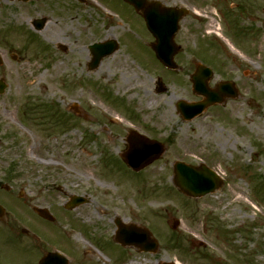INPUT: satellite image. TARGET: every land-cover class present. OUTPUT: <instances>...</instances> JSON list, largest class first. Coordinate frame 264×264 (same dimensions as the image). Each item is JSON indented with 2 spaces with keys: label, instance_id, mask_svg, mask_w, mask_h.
I'll use <instances>...</instances> for the list:
<instances>
[{
  "label": "rangeland",
  "instance_id": "obj_1",
  "mask_svg": "<svg viewBox=\"0 0 264 264\" xmlns=\"http://www.w3.org/2000/svg\"><path fill=\"white\" fill-rule=\"evenodd\" d=\"M162 1L168 5L193 8L198 15L200 12L207 22L186 17L181 24L180 37L186 39L187 44H209L207 29L221 22L224 8L232 11L228 2L235 0ZM252 1L261 5L258 23L262 31L258 43L264 45V0ZM14 9L27 10L19 7L15 0H0V57L3 60L0 79L7 84L5 92L0 94V200L7 205L8 213L5 223H0L1 230L7 226L3 232L0 231V239L3 240L7 264H38L45 252L54 249L69 257L70 264H93L98 258H101L100 264H162L163 261L264 264V154L256 155L254 148L249 147L239 132L240 127L231 125L235 119L255 118V111L235 114L233 111H220L216 118L205 116L203 122L211 120L206 129H211L216 136L214 139L201 136L204 148L194 146L190 155H184L183 143L186 141L175 139L165 157L146 170L132 176L106 175L99 170L104 164H100L102 159L97 156L98 147L86 144L82 131L74 130L71 133L75 136L73 140L57 141L47 137L42 127L37 126V121L28 123L29 116L22 115V111H30L28 107L35 103L44 104L39 111H53L55 108L66 111L80 100L83 108L86 97L94 107L103 111L107 109L110 113H114L115 105L104 100L106 87L99 92L94 89V84L91 87L86 84L73 86L76 82L53 75L55 55L52 44L56 38L53 25L38 33L31 28L29 16H15ZM112 12L121 15L119 17ZM83 13L91 25L92 34L96 30L104 32L107 29L108 38L113 34L115 37L126 36L129 33L127 28L132 31V36L141 37L145 26L122 0H89ZM241 21L244 24L249 22L244 15ZM222 27L225 33V25ZM99 37L93 35L91 40ZM248 42L249 39H236L243 51ZM133 44L138 48L142 45L136 41ZM214 49L219 50L217 47ZM261 49L264 50V46ZM124 52L122 49V59L119 60L128 62L132 71L135 68L151 85L159 71L151 65L139 67L133 58L127 54L124 56ZM180 96L178 88L169 87L168 92L141 97L139 101L151 111L146 100L157 97L156 106L159 102L164 109L174 111V106L167 101ZM130 107L135 108L136 104ZM169 111L165 115L175 122L169 124L162 116H155V134L166 137L174 125V129L183 136L188 126ZM260 120L264 124V116ZM87 151L96 154L90 158L91 163L88 162L93 170L88 168L85 172L88 177H85L79 171ZM179 159L192 164L206 163L223 176V186L200 199L185 196L172 182L173 163ZM122 168L121 172L131 174L124 165ZM6 183L12 187L11 191L1 187ZM59 186L67 193L87 192L93 197V202L69 213L64 207L68 195L59 191ZM20 191L23 198L19 196ZM35 206L48 208L56 216L54 224L37 218L32 210ZM117 217L150 228L160 241V249L151 253L134 247L119 248L114 240H111L112 246L109 239L116 236L114 221ZM172 217L181 221L178 230L171 229L168 223ZM81 221L92 234L89 235L91 241L83 239L79 232L69 234L70 239L61 238L62 233H68L71 227L80 228ZM221 225L225 230L219 235ZM23 228L29 230L30 236L22 233ZM177 238H180V244H173ZM198 241L205 242L206 247L198 248ZM86 242L98 245L102 251L98 253L89 247L96 257L92 261L83 257L88 253ZM191 248L195 253H188Z\"/></svg>",
  "mask_w": 264,
  "mask_h": 264
},
{
  "label": "flooded vegetation",
  "instance_id": "obj_2",
  "mask_svg": "<svg viewBox=\"0 0 264 264\" xmlns=\"http://www.w3.org/2000/svg\"><path fill=\"white\" fill-rule=\"evenodd\" d=\"M15 1L19 7L27 10L14 9V15L29 16V23L34 31L41 33L53 25L52 29L56 38L52 44L55 55L52 65L55 71L52 74H56L62 80L76 82L72 84L73 86L86 84L91 87L90 85L94 84V89L99 92L102 87H106L104 100L111 101L115 105L114 113H110L107 109L103 111L99 109L100 107H94L90 99L86 97L83 108L80 107L81 101L78 100L74 102L79 103L76 108L73 104L70 106L72 111H22V115L29 116L27 122L37 121V126L42 127L47 137L57 141H70L75 138L71 134L74 130L82 131L86 144L98 147L97 156L102 159L101 165L106 162L126 164L123 155L131 147L140 146V139L161 140L160 138H164L166 141L161 140L165 145L164 158L175 139L180 138L181 141H186L183 143L184 155H190L192 147L200 145L199 148H204L205 144L200 139L201 136L204 135L211 139L216 136L211 129H206L211 124V120L203 122L205 116L216 118L220 115V111H233L234 114L242 111H255V118L235 119L231 125L240 127L239 132L249 143V147L254 148L256 155L264 154V124L260 120L264 116V50L261 49L264 45L258 43V36L262 31L261 24L258 23L262 13L259 12L260 2L232 1L229 5L233 11L231 16L227 18L226 8H224V12L221 11V22L217 23L220 27L224 25L227 26L226 28L234 27L239 33L243 32L252 38L253 42L244 51L237 48L232 51L224 45L222 49L216 50L214 49L216 47L207 43L187 44L186 39L180 37L181 27L175 37L176 43L180 46L175 56L178 68L171 70L157 58L155 49L158 41L154 32L142 29L141 33L146 40L143 39L140 48L133 44V41H140L131 35V30L126 36H122L123 38L115 37L114 34L108 38L107 29L104 32L96 30L92 34L91 25L86 21L83 13L89 0ZM242 15L249 20L248 23L244 24L241 21ZM41 18L43 20L38 22ZM197 20L207 22L203 18ZM39 23H41L40 26H38ZM93 35L100 37L92 41ZM99 41H111L115 49L109 54L101 55L92 47ZM122 49L125 51L124 56L127 54L133 58L139 67L154 66L159 71V77L166 82L167 92L169 87L180 90V97L167 101L170 106H174V111H169V108L164 109L163 104L159 102L156 106L157 97L146 100L150 104L151 111L149 107L143 106L139 101L141 97L152 94L159 96L155 85L157 79L153 78L150 85L135 68H133L134 72L132 71L128 62L123 61L124 65L119 60ZM200 64L213 69V75L207 82V88L215 90L221 82H229V96L222 103L207 107L203 114L187 119L183 117V111H188L187 106L203 101L206 97L202 94L204 87L201 86L198 90L195 85ZM134 104L136 107L131 108L130 105ZM168 111L172 116H177L179 122L188 126L183 136L174 129V125H172L171 133H168L166 137L155 134L154 125L157 124L155 116H162V119L169 124L175 122L165 115ZM238 118L241 116L238 115ZM95 154L84 152V163L79 173L85 177H88L85 174L88 168L90 171L93 170L88 162ZM95 169L97 170V166ZM99 170L101 172L102 167ZM61 192L66 193L70 200L76 196H84L87 204L93 202V197L87 192L67 193L64 189H61ZM6 261L3 244L0 243V264H7Z\"/></svg>",
  "mask_w": 264,
  "mask_h": 264
},
{
  "label": "water",
  "instance_id": "obj_3",
  "mask_svg": "<svg viewBox=\"0 0 264 264\" xmlns=\"http://www.w3.org/2000/svg\"><path fill=\"white\" fill-rule=\"evenodd\" d=\"M130 3H132L138 11L143 12L145 19L147 20L148 26L152 28L154 25L155 27H159V22L162 19H166V21L169 23L170 26L166 25V28L171 31V35L174 36L175 32L178 29V21L179 19L185 14L184 10H178L176 8H161L162 4L157 1H151L148 2L147 0H126ZM155 7H152L154 6ZM151 10L155 12H151ZM165 15L166 17H160L159 15ZM95 51L97 53H100L101 55H104L106 53L111 52L109 48H105L104 45H94ZM106 50H109L106 52ZM166 60V59H162ZM166 62V61H165ZM168 66L173 67V65L170 62H166ZM5 88V84L0 83V91L3 92ZM206 94L209 97V101H207V104H211L215 102V100L212 99V95L214 92H206ZM216 100H220V98H217ZM205 106V105H204ZM200 109L203 108V106L200 104L198 105ZM199 109V110H200ZM202 111H195L194 114L200 113ZM151 151V152H150ZM161 152L160 149L157 148L154 144H150L147 146L146 149L137 148L134 152H132L130 160L131 165L139 170L146 165L153 162L156 158L159 157V154ZM176 178L175 182L178 187H180L185 193L194 196L199 197L202 195H205L209 192L214 191L218 187L221 186L222 180L221 178L212 170H210L205 165L201 167H193L190 165L178 163L176 164ZM37 212L49 219H53L47 210L45 209H36ZM3 214V210L0 206V217ZM179 221H174V228H177L179 226ZM133 232L128 231L123 224L120 225V231H119V237L118 239L125 244V242H128L130 244L138 245L141 249L146 251H156L159 247V243L156 239L151 237V233L144 228L135 227L133 226L132 230ZM130 232V233H129ZM40 264H68L67 260L63 257H61L59 254L56 253H49L44 259L40 261ZM163 264H174L172 262H164Z\"/></svg>",
  "mask_w": 264,
  "mask_h": 264
},
{
  "label": "bare ground",
  "instance_id": "obj_4",
  "mask_svg": "<svg viewBox=\"0 0 264 264\" xmlns=\"http://www.w3.org/2000/svg\"><path fill=\"white\" fill-rule=\"evenodd\" d=\"M87 252H88L87 255H85V258L86 259L92 260V259H95L96 258L95 255L93 254V252L91 250H87ZM132 264H136V263L135 262H132ZM178 264H180V263L178 262Z\"/></svg>",
  "mask_w": 264,
  "mask_h": 264
}]
</instances>
